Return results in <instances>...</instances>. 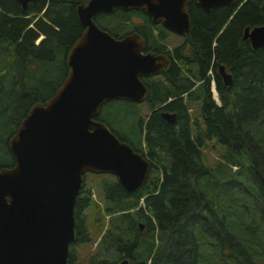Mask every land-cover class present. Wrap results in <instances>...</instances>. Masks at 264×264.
<instances>
[{"label":"trees","instance_id":"1","mask_svg":"<svg viewBox=\"0 0 264 264\" xmlns=\"http://www.w3.org/2000/svg\"><path fill=\"white\" fill-rule=\"evenodd\" d=\"M88 1L34 0L23 11L14 0H0V143L9 155L0 168L14 165L8 149L13 125L50 99L66 77V54L83 32L76 8ZM239 1L209 12L195 4L188 8L194 57L181 71L203 83L193 102L200 105L195 121L188 114L191 100L198 99L195 83L174 66L164 82L142 80L146 120L137 104L110 101L100 108L97 120L159 173L150 172L133 194L115 178L100 176L106 178L102 215L109 226L101 246L128 264H264V48L253 50L241 37L246 27L264 24V0ZM95 22L117 39L138 32L144 50L157 53L159 38L144 12L115 10ZM218 65L230 73V87L218 76ZM211 81L219 105L211 98ZM163 112L175 114L173 125L161 118ZM7 115L14 118L8 137L1 135ZM209 142L226 148L213 166L202 155ZM93 205L82 190L67 264H74V246L89 242L84 212Z\"/></svg>","mask_w":264,"mask_h":264},{"label":"water","instance_id":"2","mask_svg":"<svg viewBox=\"0 0 264 264\" xmlns=\"http://www.w3.org/2000/svg\"><path fill=\"white\" fill-rule=\"evenodd\" d=\"M14 1L25 11L34 0ZM189 1L89 0L76 8L83 32L66 54V78L50 99L29 109L9 138L14 165L0 168V264H67L86 174L111 176L128 194L145 184L151 163L97 117L110 101L144 102L142 79L158 75L169 61L143 53V38L136 33L110 36L95 18L115 10L143 11L153 24L184 35ZM194 1L205 12L236 2ZM243 39L253 50L263 49L264 26L245 28ZM218 76L225 87L232 85L222 65ZM161 118L170 125L176 121L175 114Z\"/></svg>","mask_w":264,"mask_h":264},{"label":"rangeland","instance_id":"3","mask_svg":"<svg viewBox=\"0 0 264 264\" xmlns=\"http://www.w3.org/2000/svg\"><path fill=\"white\" fill-rule=\"evenodd\" d=\"M134 20L136 21L138 20V18H135ZM157 33H161V29L159 26L154 27V34L156 35ZM169 39L171 40L173 44H178L181 42V39L173 37V36H169ZM190 70H191V66H190ZM180 73L186 76L187 78H190V80L193 83H195L196 88L192 89V91L194 92L193 97L198 98V99L197 100L192 99L191 103L198 101L200 99V96H199L200 89L199 88L203 83L199 82L196 79L197 76H194L192 78L191 73H190V76H187L185 68H183L182 71L180 70ZM17 81L18 80H16V82ZM152 82L156 83V82H162V81H159V78H155L154 81ZM210 85H211V82L209 84V91H210ZM7 87L8 86L6 85L5 87H3L4 92L7 91ZM211 98H212V94H211ZM139 107H140L139 109L140 118L142 120H146V118L150 114L149 107L145 104V102L142 104H139ZM198 111H200L199 102L193 103L189 107L188 114L191 116L192 118L191 120L195 121L194 117L198 116ZM7 118H9V120H7ZM13 119L14 118L11 119L10 116L8 115L6 118H3L4 120L2 123L3 127L1 129L2 136L3 135H5L6 137L9 136L11 132V128L7 126V123H10V120H13ZM18 126L16 124L13 125L12 133L9 136V138L14 134ZM225 149L226 148L224 147L218 146L215 142L207 143L206 146L202 149V155H203L204 162L209 166H213L220 159V156L224 155ZM7 162H9V155L7 154L5 148H3V146L0 143V163L6 164ZM151 172H152V175H154L155 173V176L158 177L159 173L154 168H152ZM249 177L250 175L247 174L245 178H249ZM240 178H243V177H240ZM105 179H106L105 177H100L99 175H92V174L86 175L84 179L83 189H82L83 193H85L86 195L89 194L91 196V199L93 200L94 205L89 207L84 212L85 217H86L85 228L89 233V242L74 246L73 248L74 264H101L102 262L105 264H122L123 262L120 258V255H118V253L114 254V252H112L110 254H107L103 250V246H101V239L103 235L107 232L108 227H109L108 220H107L108 217L106 216V218L104 219L102 215V208H103L102 200H104V197H103V189L101 187V184ZM222 263L228 264V260L225 259L222 261Z\"/></svg>","mask_w":264,"mask_h":264},{"label":"flooded vegetation","instance_id":"4","mask_svg":"<svg viewBox=\"0 0 264 264\" xmlns=\"http://www.w3.org/2000/svg\"><path fill=\"white\" fill-rule=\"evenodd\" d=\"M238 2H240V1L236 0V2L233 5H226V6H222V7H230V8L236 7V6H238ZM194 4H195V6H197L194 0H190L188 3V8L191 9V5H194ZM187 12H188V16H189V10L188 9H187ZM141 25L144 26L143 23H141ZM263 25H260V26H263ZM156 26H159L161 29V33H157L159 35L156 34V38H159L157 41V46H158L157 53L158 54L155 52L154 53L153 52H146L145 50H143V53H151V54H155L157 56L158 55L165 56L167 58V60L169 61V65L165 69L161 70L158 75L145 78V80H147L151 83H153L152 81H154L155 78H159V81L164 82V74L169 71V68L174 66L176 69L181 70V66L183 65L184 67H186L187 65H189L191 63V57H194L193 50L191 49L190 17H189V30L186 31V33L184 35L174 34V33L169 32L165 27H163L161 22L159 24H157ZM152 27L154 28L155 26H152ZM253 27H257V26H253ZM253 27H249L250 30H252ZM136 33L143 38V36L140 35L138 32H136ZM169 36L179 38V39H181V42L178 44H173L171 42V40L169 39ZM241 37H242V40L245 42H248V44L250 46L249 40L243 39V33H242ZM143 41H144L143 45L145 46L144 38H143ZM156 83H159V82H156ZM69 253H70V250H69ZM120 258L123 261L122 257H120Z\"/></svg>","mask_w":264,"mask_h":264},{"label":"bare ground","instance_id":"5","mask_svg":"<svg viewBox=\"0 0 264 264\" xmlns=\"http://www.w3.org/2000/svg\"><path fill=\"white\" fill-rule=\"evenodd\" d=\"M148 92V91H147Z\"/></svg>","mask_w":264,"mask_h":264}]
</instances>
